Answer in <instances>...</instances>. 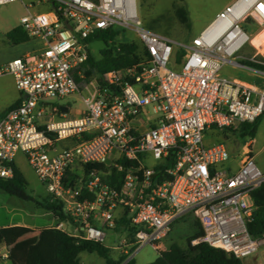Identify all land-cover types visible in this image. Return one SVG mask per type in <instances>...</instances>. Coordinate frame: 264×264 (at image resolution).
<instances>
[{
    "label": "built area",
    "instance_id": "1",
    "mask_svg": "<svg viewBox=\"0 0 264 264\" xmlns=\"http://www.w3.org/2000/svg\"><path fill=\"white\" fill-rule=\"evenodd\" d=\"M44 2L48 12L31 13L23 0H0L26 9L19 26L39 43L34 53L0 66V77H12L22 96L0 116V180L13 177L21 152L48 202L61 205L63 217L54 215L52 228L101 244L106 231L120 230L112 249L127 256L124 263L145 245L160 251L174 224L186 218L202 232L191 246L204 243L240 260L254 255L264 233L253 238L248 231L251 195L264 185V172L254 162L253 142L232 157L223 143L206 145L204 133L236 130L264 115V55H239L250 40L244 26L264 27V0H233L188 43L144 27L135 0L127 12L125 0ZM117 26L134 32L148 63L109 71L80 88L74 74L86 60L84 40ZM177 50L185 52L179 62ZM226 66L261 85L222 75ZM75 94L84 111L68 117L57 101ZM147 155L154 166L144 165ZM122 160L137 165L124 167ZM90 164L124 172L121 185H108L106 172L85 174ZM158 166L164 168L157 175ZM122 219L130 229L119 228ZM0 259H9L7 250L0 248Z\"/></svg>",
    "mask_w": 264,
    "mask_h": 264
},
{
    "label": "rangeland",
    "instance_id": "2",
    "mask_svg": "<svg viewBox=\"0 0 264 264\" xmlns=\"http://www.w3.org/2000/svg\"><path fill=\"white\" fill-rule=\"evenodd\" d=\"M26 4L32 5V13L48 12L49 7L44 0H23ZM233 0H135V8L138 19L141 24L157 33L165 35L179 43H188L193 37L197 36L221 11L225 5ZM186 10L189 18V26L187 21L180 17L178 10ZM26 14V9L19 3H12L0 6V51L8 47V43L3 37L2 31L19 23V19ZM247 34L250 37L255 36L264 27H259L254 24L244 26ZM117 30L118 41H126L134 43L137 46L142 44L137 39L133 31L123 27H115ZM103 45L99 42L89 45V50L96 58L99 57V51ZM251 44L245 45L239 52V55L244 58H249L252 55H260L255 49H252ZM174 68V66H170ZM222 75L226 77L245 78V73L241 71H233L229 67L222 69ZM7 78H11L6 76ZM256 81L255 78H253ZM58 104H71V112L76 113L84 111V104L78 94L71 97L58 100ZM145 118L148 119L147 116ZM221 130H209L204 133V142L206 145L213 143H223L232 157H237L241 153L242 145L247 141H252V154L256 166L264 172V115L261 118L257 127L255 136L251 138H240L232 132H227L224 135ZM144 162L145 166L152 167L155 161L150 155H147ZM14 163L18 171L21 173L27 183L26 194L29 200L10 196L3 191H0V228L3 232H33L36 229L47 227L52 222L51 216L47 211L38 204L44 203L47 200V192L44 186L39 182L33 170L28 165L24 155L19 152ZM82 175V171L79 170ZM107 238L105 246L111 249L113 258H117L118 252H115L112 247L117 244L118 236L121 231L117 230L106 231ZM194 232V226L191 219H182L174 224L167 238L162 242L160 251L153 250L150 246L145 245L137 248L132 254L134 264H149L153 262L158 253L165 251L172 243L184 246L186 239ZM10 235H7L6 242H10ZM4 247V245H3ZM80 264H105L104 260L95 253H80ZM242 264H264V244L260 246L258 251L247 258L241 259ZM0 264H22V259L19 253H12V261L0 259Z\"/></svg>",
    "mask_w": 264,
    "mask_h": 264
},
{
    "label": "trees",
    "instance_id": "3",
    "mask_svg": "<svg viewBox=\"0 0 264 264\" xmlns=\"http://www.w3.org/2000/svg\"><path fill=\"white\" fill-rule=\"evenodd\" d=\"M178 11L179 16L183 17L188 23L187 26H189L187 11L185 9ZM117 36V30L111 27L106 30H97L84 40L87 46L86 60L78 66L74 74V78L80 88L88 84L94 78L99 80L102 74L109 71L139 67L140 65L148 63V53L143 46L139 47L134 43L118 41ZM3 37L11 46L29 41L28 35L20 26L8 31ZM96 42L103 45L102 49L99 51L98 58L94 57L89 50V45ZM184 54V51L177 50L176 61L179 62ZM257 59L261 60L262 58L261 56H257ZM241 63L253 67H260L246 60H242ZM78 72L81 76L78 75ZM107 89L115 94L120 92L118 87H108ZM18 104L19 103L13 105L7 110L16 107ZM262 117L263 116L253 123L240 124L236 130H226L223 133L227 136V132H232L234 135H237V137L253 139ZM84 138L87 137L85 136ZM170 160L171 159H169V162ZM122 164L124 167L137 165L136 162H128L126 160H122ZM163 168L164 167L161 166L156 167L155 173L158 175L157 171L161 173ZM90 170L102 173L106 172L104 179L110 186L119 187L122 183L124 172H118L114 169H109L103 165L97 164L86 165L83 168L85 174ZM26 187L27 183L16 167L14 168L13 177L11 179L0 180V191L22 200L30 199L25 192ZM251 197L255 205V210L248 223V231L253 238H259L262 233H264V185L252 192ZM38 205L60 218L63 217L60 204L50 203L46 200L44 203ZM192 222L194 232L186 239L184 246L172 243L167 250L159 252L156 259L149 264H242L240 259L228 255L219 249L211 248L204 243L191 246V240L199 238L202 234L199 224L196 221ZM121 225L128 228L127 222L124 219L119 222L120 227ZM128 229H130V227ZM19 232L23 231L21 230ZM38 232L37 241L28 246L26 250L24 264H80L79 254L83 252L90 254L95 253L104 260L105 264H123L127 257L124 254L118 253L117 258H113L111 249L105 246V244L76 239L54 228L45 227ZM3 239L4 232L0 228V246ZM130 250L132 251L133 248ZM124 264H134L133 259L128 260Z\"/></svg>",
    "mask_w": 264,
    "mask_h": 264
},
{
    "label": "crops",
    "instance_id": "4",
    "mask_svg": "<svg viewBox=\"0 0 264 264\" xmlns=\"http://www.w3.org/2000/svg\"><path fill=\"white\" fill-rule=\"evenodd\" d=\"M24 2V1H23ZM25 3V2H24ZM20 4V3H19ZM226 6V5H225ZM32 13V9L30 10ZM19 26V23H16L12 27L6 29L5 31H2V34L4 35L8 31L12 30L13 28ZM203 30V29H202ZM251 38V37H250ZM9 48H6L5 50L0 51V66L6 64L12 59L15 58H22L26 55H30L34 53L38 47L39 43L29 40L25 43H21L19 45L11 46L8 45ZM252 47V46H251ZM252 49H255L254 47ZM256 50V49H255ZM231 69V68H230ZM235 71V69H231ZM241 71V70H237ZM244 72V71H241ZM245 78H238V77H228L230 79H235L237 81L243 82L248 85H254L259 87L261 85V80L256 78L255 76L244 72ZM10 77V76H9ZM253 78L256 79V81L253 80ZM22 99V96L18 92V90L15 87L14 81L11 80V78H7L6 76L0 77V115L7 110L8 108L12 107L13 105L20 102ZM63 107H65V111L67 112L68 117H78L83 113V110L80 112L73 113L71 112V104H65ZM67 108V110H66ZM47 213L51 216L52 222L47 227L52 228V226L55 224L56 219L52 212ZM44 228V227H43ZM119 228H121L119 226ZM118 228V229H119ZM40 229H36L33 232H4V239L0 246L1 250H7L9 253V261H12V253H19L22 259V264H24L25 259V253L28 248V246L34 244L38 239V231ZM7 235H10V242H6ZM4 245V247H3ZM80 259V256H79Z\"/></svg>",
    "mask_w": 264,
    "mask_h": 264
},
{
    "label": "bare ground",
    "instance_id": "5",
    "mask_svg": "<svg viewBox=\"0 0 264 264\" xmlns=\"http://www.w3.org/2000/svg\"><path fill=\"white\" fill-rule=\"evenodd\" d=\"M129 4H133V0H125V10ZM127 12V10H126ZM251 46H253L256 51L264 55V28L258 32L255 36L251 37L249 40Z\"/></svg>",
    "mask_w": 264,
    "mask_h": 264
},
{
    "label": "water",
    "instance_id": "6",
    "mask_svg": "<svg viewBox=\"0 0 264 264\" xmlns=\"http://www.w3.org/2000/svg\"><path fill=\"white\" fill-rule=\"evenodd\" d=\"M64 24L67 26V27H69V25H68V23L67 22H64ZM86 50H87V48H85ZM61 110L64 112L65 111V107H61Z\"/></svg>",
    "mask_w": 264,
    "mask_h": 264
}]
</instances>
